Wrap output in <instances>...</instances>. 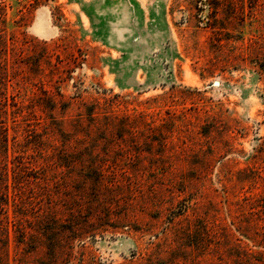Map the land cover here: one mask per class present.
<instances>
[{"label": "rangeland", "instance_id": "obj_1", "mask_svg": "<svg viewBox=\"0 0 264 264\" xmlns=\"http://www.w3.org/2000/svg\"><path fill=\"white\" fill-rule=\"evenodd\" d=\"M0 43V264H264V0H0Z\"/></svg>", "mask_w": 264, "mask_h": 264}, {"label": "trees", "instance_id": "obj_2", "mask_svg": "<svg viewBox=\"0 0 264 264\" xmlns=\"http://www.w3.org/2000/svg\"><path fill=\"white\" fill-rule=\"evenodd\" d=\"M1 44V43H0ZM4 68L3 62L0 60V237L10 234L9 227L4 224V220L1 215L7 212L9 201H10V184H9V162L12 160L10 157V133L8 126V96L3 90L6 86V76L2 71ZM15 103V99H13ZM16 141V136H14ZM15 161V160H14ZM19 167L18 164L14 162L12 168L15 169ZM15 175H17L15 173ZM18 177H14L15 187L18 185Z\"/></svg>", "mask_w": 264, "mask_h": 264}]
</instances>
